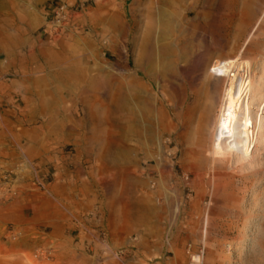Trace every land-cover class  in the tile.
I'll list each match as a JSON object with an SVG mask.
<instances>
[{"label": "rangeland", "instance_id": "obj_1", "mask_svg": "<svg viewBox=\"0 0 264 264\" xmlns=\"http://www.w3.org/2000/svg\"><path fill=\"white\" fill-rule=\"evenodd\" d=\"M61 1L0 0V48L22 66L18 80L13 74H0V86L10 81L11 92H20L28 84L45 92L42 105L47 112L38 120L49 121L50 126L43 137L46 141L59 132L68 134L70 140L53 147L68 156L70 170L78 163L84 177L71 195L57 196L51 188L63 175L55 162L37 158L28 149L21 152L22 145L16 158L0 159V168H18L15 192H8L6 184L0 187V264H188V246L191 253L202 256V264H260L253 259L260 255L264 260V236L243 242L239 223L222 224L219 231H227L226 235L192 234L200 225L188 214V204L196 200L185 183L192 179L183 169L188 157L183 148L188 145H178L174 136L170 139L183 129L165 122L161 139L169 166L165 172L146 158L154 145L139 137L116 136L111 122L116 56L108 39L125 32L118 36V46L128 51V69H133L136 39L147 20L150 0H126L134 27L129 35L127 27L120 28L123 14L118 15L124 11V0H65L71 18L61 28H53L51 11ZM123 52L119 61L125 64ZM27 62L32 82L23 78ZM208 64V59L202 62L196 72L200 77ZM23 160L29 167H19ZM37 175L50 181L47 190L35 187ZM68 202L82 204V213L90 220L84 225L76 211L65 216L78 229L81 225V238H69L64 228L49 232L51 210L60 212ZM176 203L181 214L165 221L166 212L172 213ZM239 241L242 247L236 251L233 246ZM226 243L231 244L230 262L224 258Z\"/></svg>", "mask_w": 264, "mask_h": 264}, {"label": "bare ground", "instance_id": "obj_2", "mask_svg": "<svg viewBox=\"0 0 264 264\" xmlns=\"http://www.w3.org/2000/svg\"><path fill=\"white\" fill-rule=\"evenodd\" d=\"M126 2L118 15L129 35ZM145 11L133 69L118 46L125 32L108 39L116 56L111 122L117 138L154 145L146 158L165 172L161 139L165 122H174L183 131L170 139L188 145L183 169L192 179L185 183L196 197L188 214L200 225L192 234L226 235L222 224L239 223L243 242L264 236V0H150ZM179 206L164 220L179 217ZM225 245L230 262L231 244ZM192 259L202 264L200 254ZM253 261L264 264L260 255Z\"/></svg>", "mask_w": 264, "mask_h": 264}, {"label": "crops", "instance_id": "obj_3", "mask_svg": "<svg viewBox=\"0 0 264 264\" xmlns=\"http://www.w3.org/2000/svg\"><path fill=\"white\" fill-rule=\"evenodd\" d=\"M0 55L4 56L2 58L0 57V60L4 62V64H0V74H13L15 80L20 79L22 77V66L20 63L17 62L15 64L12 58H7V53L3 48H0ZM25 66L27 68V73L24 74L23 78L26 81L30 80V82H32V74L29 71L30 63L27 62ZM12 87L13 84L10 81L0 86V114L2 115V120H0V159L16 158L19 153L18 147L21 145L24 146L21 152L24 153V151L28 149L30 154L35 155L37 158L51 160L55 162V164H58V167H61L60 171L63 178L60 181L54 182L51 188L52 192L57 194V196L71 195L73 193L72 188L74 186H80V182L84 175L80 171L78 163H76L75 170H70L69 163L71 162H68V156L60 154L58 149L53 147V145L57 143L63 145L66 141L70 140L71 137L68 136V134L63 135V133L59 132L58 134L56 133L47 137L45 141L43 136L45 135V131L47 132L50 123L49 121L44 122L38 120V117L43 115L46 111L42 105V97L45 92H37L34 88H30L29 84L25 89L20 90V92L17 90L11 92ZM19 124L23 126L22 132V126H19ZM60 127L61 125L58 124V128ZM75 199L79 200V197ZM67 205V208H64L60 212H55L53 209L51 210L48 219V221L51 222L49 232L56 233L60 228H64V235L69 236V238H71V236L81 238V232H79L81 225L78 224V229V227H76L77 223L75 224L71 220L66 219L65 216L76 211L78 215H75L79 216L83 224L89 225L90 220L82 213L85 207L82 206V204H73L69 202ZM54 212L56 214H54ZM39 214L40 212L38 215Z\"/></svg>", "mask_w": 264, "mask_h": 264}, {"label": "built area", "instance_id": "obj_4", "mask_svg": "<svg viewBox=\"0 0 264 264\" xmlns=\"http://www.w3.org/2000/svg\"><path fill=\"white\" fill-rule=\"evenodd\" d=\"M71 18V8L70 6L65 2V0H62L55 6H53L51 11V19H50V25L53 28H61L69 19ZM2 118V115L0 114V120ZM28 160H23L19 164V167H29L28 166ZM17 167H1L0 168V187H3L5 184L7 185V191L8 192H15L16 187H14L18 183V174L15 170H17ZM35 187L38 189L47 190L50 181L46 180L42 177H37L34 179ZM187 253L190 256V261L188 264H198V262L194 261L192 259L193 253H191L189 246L187 247Z\"/></svg>", "mask_w": 264, "mask_h": 264}]
</instances>
